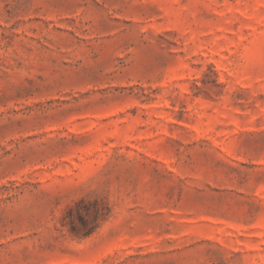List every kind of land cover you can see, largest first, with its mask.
Listing matches in <instances>:
<instances>
[{
  "label": "rangeland",
  "instance_id": "374dc122",
  "mask_svg": "<svg viewBox=\"0 0 264 264\" xmlns=\"http://www.w3.org/2000/svg\"><path fill=\"white\" fill-rule=\"evenodd\" d=\"M0 264H264V0H0Z\"/></svg>",
  "mask_w": 264,
  "mask_h": 264
}]
</instances>
